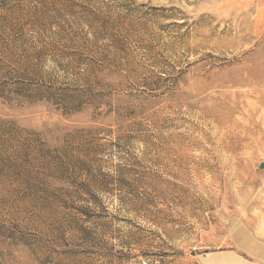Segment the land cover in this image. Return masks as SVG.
<instances>
[{
    "label": "rangeland",
    "instance_id": "rangeland-1",
    "mask_svg": "<svg viewBox=\"0 0 264 264\" xmlns=\"http://www.w3.org/2000/svg\"><path fill=\"white\" fill-rule=\"evenodd\" d=\"M262 163L264 0H0V264H198Z\"/></svg>",
    "mask_w": 264,
    "mask_h": 264
},
{
    "label": "crops",
    "instance_id": "crops-1",
    "mask_svg": "<svg viewBox=\"0 0 264 264\" xmlns=\"http://www.w3.org/2000/svg\"><path fill=\"white\" fill-rule=\"evenodd\" d=\"M264 215L254 220L243 213H232L226 226L224 245L200 252L198 264H264Z\"/></svg>",
    "mask_w": 264,
    "mask_h": 264
},
{
    "label": "water",
    "instance_id": "water-1",
    "mask_svg": "<svg viewBox=\"0 0 264 264\" xmlns=\"http://www.w3.org/2000/svg\"><path fill=\"white\" fill-rule=\"evenodd\" d=\"M260 169H261V170L264 169V163H262V164L260 165Z\"/></svg>",
    "mask_w": 264,
    "mask_h": 264
},
{
    "label": "bare ground",
    "instance_id": "bare-ground-1",
    "mask_svg": "<svg viewBox=\"0 0 264 264\" xmlns=\"http://www.w3.org/2000/svg\"><path fill=\"white\" fill-rule=\"evenodd\" d=\"M261 82H262V80L261 79H259ZM260 100V99H259ZM261 103V102H260ZM256 106V105H255ZM263 106V105H262ZM259 107V106H258ZM263 108V107H262ZM253 109V108H252ZM256 110V109H255ZM257 112V111H256ZM253 115V114H252ZM255 115V114H254Z\"/></svg>",
    "mask_w": 264,
    "mask_h": 264
}]
</instances>
